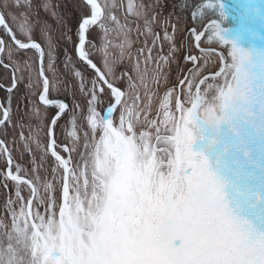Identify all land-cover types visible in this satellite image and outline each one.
Segmentation results:
<instances>
[{"label":"trees","instance_id":"obj_1","mask_svg":"<svg viewBox=\"0 0 264 264\" xmlns=\"http://www.w3.org/2000/svg\"><path fill=\"white\" fill-rule=\"evenodd\" d=\"M231 1L245 15L246 28L256 37L261 36L264 25L255 0ZM7 2L12 13L27 26L26 38L37 41L42 47L41 67L49 80L47 97L52 102L44 103L39 97L44 85L39 71L40 50L35 44L19 47L1 25L4 45L0 52V119L4 108L7 116L0 121V138L6 146L4 148L0 142V250L18 245L19 226L28 223L31 228L26 203L32 188L24 180L8 177V157L10 171L26 177L34 185L32 216L51 245L37 220V213L40 209L54 216L56 228L61 229L58 211L62 204L64 169L49 149L51 119L58 111L56 104L61 100L67 106L54 119V149L64 158L69 157L75 166L91 155L98 141L91 119L96 115L102 117L105 107L113 101L111 88L76 52L81 20L91 13V4L84 0ZM99 2L102 13L88 24L82 49L106 78L123 90L122 100L113 115L124 109L128 118L126 123L112 122L131 144L136 129L154 138L169 134L174 119L164 122L160 117L166 116L170 101L175 108L178 88L180 98H184L186 92L182 84L190 83L193 90L196 81L205 74L202 84L212 79L216 85L220 84L222 74L214 76L212 73L221 67V57L233 56V44L248 36L225 31L216 22H210L198 46L194 44L189 29L200 31L214 18L224 26L235 21L233 13L230 18L224 16L217 0H118L111 8L105 0ZM0 9L16 39L28 40L17 31L1 4ZM251 14L256 18L252 19ZM191 53L198 58L196 64L188 58ZM12 78L16 79L13 86ZM168 95L169 102L166 101ZM100 133L108 148L113 147L110 130L103 125ZM131 149L133 152L132 146ZM71 218L80 226L75 214L71 213ZM37 243H41L39 238H31L30 252H37ZM59 243L52 247L63 258V245ZM16 258L7 261L0 256V263L9 264Z\"/></svg>","mask_w":264,"mask_h":264},{"label":"rangeland","instance_id":"obj_2","mask_svg":"<svg viewBox=\"0 0 264 264\" xmlns=\"http://www.w3.org/2000/svg\"><path fill=\"white\" fill-rule=\"evenodd\" d=\"M105 1L111 8L115 6L118 0ZM217 1L221 4L226 18H230V15L234 14L235 21L229 23V26H225V28H232L237 24L238 15L232 7L222 4L221 1L228 2L239 9L238 6L231 0ZM7 3V0H0L3 9L8 12V16H11V21L17 31L25 36L24 39L31 40L26 38L27 26L18 20ZM91 7L92 10L93 6L91 5ZM239 11L244 16V26L246 27L245 15L240 9ZM101 13L97 18L100 17ZM253 17L256 18V15H252V19ZM89 23L90 21L87 24ZM189 31H191L194 44L198 45L200 39H194V35L198 31L194 29H189ZM225 31L246 34L241 29ZM28 40L21 41L26 42ZM258 40L264 44V31L261 36L259 35ZM2 42L4 45V38L0 34L1 45ZM232 42L234 41L232 40ZM36 47L38 48L37 45ZM258 52V43L253 37L247 36V39H238L237 43L233 44V56L228 57V59L221 57L224 66L222 77L218 81H222L220 84L216 85L214 79L204 81L202 84L201 80L198 91L195 90L198 81H196L193 90H191L190 83L188 85L182 84V88L185 86L186 96L180 98L179 93L181 91L178 88L177 92L179 93L176 96L175 108L170 105L171 101L169 102L168 95L166 101L169 103L165 110L166 116H161L160 120L164 122L174 120L172 126L170 125L169 134L166 136L154 138V135L136 129L131 144L125 135V138L118 136L114 140L111 134L112 145L115 144L119 150H124L126 144L130 148L125 155V163L121 170L122 180H118L115 186L118 198L126 206V215L123 216L121 226L116 232V238L121 241L124 247L122 245L112 247L113 264H121L122 262L126 264H175L174 248L176 230L180 226L179 214L182 216L187 210L192 196L195 197L194 208L200 219H204L206 216L212 224L211 229L209 228L208 231L204 232V236H213L212 238L216 236L215 229L224 217L222 209L227 206V203L231 204L235 201L239 188L238 181L243 176L244 160L256 144L255 135L249 133L247 127L256 121L260 108L259 96L262 78ZM188 58L193 64L198 62L197 56L193 53L189 54ZM219 70L220 68L217 71ZM42 81L45 82L44 77ZM14 82L16 83V79L12 78V86ZM111 90L114 101L118 94L117 91ZM56 105L58 111L53 116L55 118L66 108L67 104L65 101L59 100ZM114 108L108 112L110 120L126 123L128 117L125 116V110L122 109L113 115ZM195 114L201 117L202 121ZM102 117L96 115L90 121L93 133L98 139L91 155L85 157L84 161L75 166H72L69 157L65 158L68 166V194L65 197V205L60 207L58 211V218L68 231L64 232L61 229L58 231L54 216L49 215L44 210L39 209V213H37V220L47 233L51 242L50 246L57 247L60 245V241L66 243L69 234V240L72 244L71 251L78 256V250L83 253L87 251L82 248V244L79 247L76 246L75 235H81L85 243L89 245L88 236L91 234V240L96 241V243L100 242L104 246L105 243L109 242L113 224L119 211L118 201L111 199L112 203L106 209L104 217H98L107 197V185L110 176L119 161L117 150L111 145L109 149L107 143L103 142L102 137L100 138L102 135L100 133L101 126L104 125L107 129ZM199 140H202V144L199 145L200 149L195 150V145ZM260 173L263 183L257 189L256 203L257 206L262 207L264 202V162L260 168ZM62 189L63 201L64 184ZM191 212L193 213V210ZM227 212L229 215L232 213L229 208ZM69 213L75 214L80 223V229L75 233L70 229L72 223L68 216ZM165 222L166 226L164 227ZM203 223H205L204 220ZM19 227L16 233L18 245L1 249V259L8 261L17 256L16 260L12 263L9 262V264H54L55 257L51 253L45 252L41 243H37L36 253L30 252V240L31 238L34 239L33 227L30 228L28 223ZM162 228L161 234L166 237L165 240H172V242L170 241L171 247H163L158 240ZM137 243L142 244L143 250L137 249ZM199 251L200 246H197L195 250L196 259L199 256ZM200 260L201 258L198 262ZM60 264L71 263L62 259Z\"/></svg>","mask_w":264,"mask_h":264},{"label":"bare ground","instance_id":"obj_3","mask_svg":"<svg viewBox=\"0 0 264 264\" xmlns=\"http://www.w3.org/2000/svg\"><path fill=\"white\" fill-rule=\"evenodd\" d=\"M241 22L244 23V16ZM261 56L264 57L263 50H261ZM261 78L263 84L260 92V113L257 120L247 127V131L255 135L256 144L244 160V171L242 178L238 181L237 197L233 203H227V206L222 209L224 217L215 229L214 238L209 235L204 236V232L211 229L212 224L206 216L200 219L194 208L195 197H191L187 210L182 216L179 214L180 226L176 230L175 248L172 246L175 249V264H264V202L262 207L257 206L256 203L257 189L263 183L260 173L264 162L263 68ZM201 141L199 140L195 145V150L202 144ZM228 208L232 211L230 215L227 212ZM173 210L174 207L172 212ZM163 226H166V222ZM163 228L158 238L163 247H171L170 241L172 240L167 239L166 241V237L161 234ZM197 246H200V251L196 259Z\"/></svg>","mask_w":264,"mask_h":264},{"label":"water","instance_id":"obj_4","mask_svg":"<svg viewBox=\"0 0 264 264\" xmlns=\"http://www.w3.org/2000/svg\"><path fill=\"white\" fill-rule=\"evenodd\" d=\"M85 2H88L90 4H92L93 6H96L95 7V11H93L90 15L84 17L81 21V28H82V34H81V37L77 43V46H76V52H77V55L84 59L85 61H87L95 70L97 76L100 78V80L105 84L107 85L109 88L117 91V97L116 99L113 101V103H111L110 105H108L106 107V110L103 112V120H104V123H105V126L111 131L112 133V136H113V139L116 140V138L118 136L122 137V138H125L124 135L114 126V124L112 123V121L110 120L109 116H108V112L113 109L119 102L120 100L122 99V96H123V90L115 85L114 83H112L111 81H109L106 76L104 75V73L101 71L100 67H98V65L95 63L94 60H92L88 55H86L83 51H82V43L83 41L85 40L86 38V30H87V23L89 21H95L98 17V15L102 12V6L100 4V2L98 0H84ZM220 1V0H219ZM222 4L224 5H227L229 7H232L234 9V11L237 13L238 15V22L235 26H233L232 28H225L220 22H218V24L220 25V27L222 29H225V30H236L237 28H242L243 29V24L241 22V18H242V14L241 12L239 11V9H237L235 6H232L230 3L228 2H224V1H221ZM211 21H216V20H213V19H210L209 21H207L205 23V25L203 26V28L201 29V31L199 33H195L194 35V39H197L198 37L201 36L202 32L205 30L206 26L211 22ZM0 25H4L11 37V39L14 41V43L16 45H18L19 47H26V46H29L30 44H35L38 46L40 52H41V45L36 42V41H33V40H28L26 42H19L10 26L8 25L2 11L0 10ZM249 35H251L250 32H248ZM2 45H3V42H2ZM2 45H1V48H0V51L2 49ZM258 47H259V50L262 49L263 45L258 43ZM258 59L262 65V67L264 68V65H263V61H262V58L259 54L258 56ZM223 66V64H222ZM39 71L40 73L43 75L44 79H45V82H44V86L42 88V91L40 93V100L42 102H45V103H51L52 102V99H48L47 98V90H48V84H49V80H48V77L44 74V72L42 71V68H41V65H40V59H39ZM200 81V79H199ZM15 84V82H14ZM196 90L198 91V84L196 85ZM199 99V96L197 97ZM196 102V101H195ZM62 110V108L60 109V111ZM196 115V114H195ZM7 116V110L6 108H4V115L3 117L0 119L3 120L5 119ZM197 116V115H196ZM199 119H202L201 117L197 116ZM54 119L55 117H52L51 119V128H50V138H49V149L50 151L56 155V157L60 160V162L62 163V165L64 166V195H63V201H62V204H61V208L65 205V197L66 195L68 194V166L66 164V160L64 158V156H62L60 153H58L55 149H54V146L52 144V137H53V133H54V130H53V124H54ZM0 142L2 144V146L4 148H6L4 142L2 141V139L0 138ZM115 148L117 150L118 147L115 145ZM130 150L129 148V145L126 144V147L124 150L120 151L119 150V161L112 173V175L110 176V179H109V182H108V186H107V199H106V202H105V205L103 207V210H105L107 208V206L110 204V201H111V197H115L116 199H118L117 195H116V192H115V184H116V181L117 180H121L122 177H121V170H122V167L124 165V162H125V154L126 152H128ZM8 163L10 164V158L8 157ZM9 164L6 168V174L8 175V177L12 178V179H15V180H24L26 182L29 183V185L31 186L32 188V193H31V196L27 202V205H26V211H27V215H28V219H29V222L31 223V226L33 227L34 229V239L36 240L37 238L40 239V242L42 243L43 247H44V250L45 251H48L50 253H52L54 256H55V261H54V264H60L61 263V256L58 252H56L54 250V248H52L48 242L46 241V238L44 237V234L42 233V231L40 230L39 226L37 225L36 221L34 220L33 216H32V213H31V201L33 199V196H34V185L33 183L27 179L26 177H23L21 175H18L16 173H12L9 169ZM120 203V202H119ZM122 216V212L120 211V214L119 216L117 217V220L114 224V228H113V236L115 235V232H116V229H117V226H118V223L120 221V218ZM60 217V215H59Z\"/></svg>","mask_w":264,"mask_h":264},{"label":"flooded vegetation","instance_id":"obj_5","mask_svg":"<svg viewBox=\"0 0 264 264\" xmlns=\"http://www.w3.org/2000/svg\"><path fill=\"white\" fill-rule=\"evenodd\" d=\"M112 199H115L114 197ZM112 203V201L110 202ZM122 209L124 212V217L126 215V206L124 204V202L122 201ZM172 204V203H171ZM174 206V204H172ZM110 207V205L108 206V208ZM118 209H119V205H118ZM91 234H89L88 236V242L89 245H87L83 239V237H81V235L76 234L75 235V239L77 241L76 246L79 247L80 244H82V248L86 249L87 252L83 253L81 251L78 250L79 256L78 255H74L73 252L71 251L72 249V244L71 241L69 240V234H68V239H67V243L65 245V252L63 250V257L65 261H69L71 264H113V260H112V255H111V249L112 247H118L120 245H122L121 241H118V239L116 238V235L113 236V233L110 234V239L108 243H105L104 246L102 244H100V242L96 243V241L91 240L92 236H90ZM159 240V238H158ZM123 246V245H122ZM137 249L139 251L143 250L142 249V244L141 243H137ZM124 247V246H123ZM72 254H71V253ZM121 264H126L125 262H122Z\"/></svg>","mask_w":264,"mask_h":264}]
</instances>
